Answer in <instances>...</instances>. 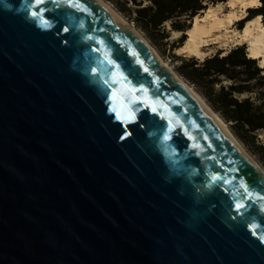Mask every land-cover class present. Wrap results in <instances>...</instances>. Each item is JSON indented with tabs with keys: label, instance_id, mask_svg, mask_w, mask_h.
<instances>
[{
	"label": "water",
	"instance_id": "95a60500",
	"mask_svg": "<svg viewBox=\"0 0 264 264\" xmlns=\"http://www.w3.org/2000/svg\"><path fill=\"white\" fill-rule=\"evenodd\" d=\"M0 264H264V172L101 0H0Z\"/></svg>",
	"mask_w": 264,
	"mask_h": 264
},
{
	"label": "trees",
	"instance_id": "16d2710c",
	"mask_svg": "<svg viewBox=\"0 0 264 264\" xmlns=\"http://www.w3.org/2000/svg\"><path fill=\"white\" fill-rule=\"evenodd\" d=\"M111 1L151 39L159 41L170 37L166 22L171 23L172 30L187 31L191 26L188 21L209 3L227 0ZM260 1L261 6L249 8V15L243 21L262 15L264 22V0ZM246 47L238 45L227 53L221 49L203 60L181 57L179 71L199 88L234 133L247 146L258 150L264 160V144L258 143L257 134L264 130V67L248 55Z\"/></svg>",
	"mask_w": 264,
	"mask_h": 264
},
{
	"label": "bare ground",
	"instance_id": "6f19581e",
	"mask_svg": "<svg viewBox=\"0 0 264 264\" xmlns=\"http://www.w3.org/2000/svg\"><path fill=\"white\" fill-rule=\"evenodd\" d=\"M101 1L113 10L123 21H125L129 28L141 36L159 55L155 47L137 27L129 22L110 3L105 0ZM261 4L260 0H227L225 2L209 3L206 9H203L201 13L193 18L191 26L186 31L188 34L184 43L177 48L178 54L195 56L203 60L210 55V47L208 48L209 51H207V49H204L205 46L216 44V46L219 47V50L223 49L224 53H227L232 48V45L238 46L245 44L247 46L248 55L252 58L258 59L259 66L264 67V22L262 15H257L251 19H247L241 29L234 28V24L236 22L247 18L249 15V8L259 7ZM166 24H170V22H166ZM172 32L175 38L180 37L183 34V31L181 30H173ZM159 57L161 58L163 64L170 68L176 77L192 89L194 93L213 111L239 145L264 172V167L252 154L247 151L244 145L231 131L229 124L224 120V118L217 111H215L211 105L208 104V102L205 101V99L187 80L178 75V73L163 57L160 55Z\"/></svg>",
	"mask_w": 264,
	"mask_h": 264
},
{
	"label": "rangeland",
	"instance_id": "374dc122",
	"mask_svg": "<svg viewBox=\"0 0 264 264\" xmlns=\"http://www.w3.org/2000/svg\"><path fill=\"white\" fill-rule=\"evenodd\" d=\"M108 3H110L118 12H120L129 22H131L135 27H137L142 33L143 35L149 40V42L155 47V49L157 50V52L159 53V55L161 57H163L171 66L172 68L178 73V75H180L182 78H184L185 80H187L193 87L194 89L205 99L206 102H208V100L206 99V97L202 94V92L199 90V88L193 84L190 80H188L185 76H183L181 74V72L179 71V66L181 64V57H191V56H186V55H178L177 52V48H179L185 41L186 38L183 39L184 35H181L180 37L175 38L173 36V30L171 29V23L170 24H166L167 30L170 33V37L168 39L165 40H159V41H154L153 39H151L141 28H139L130 17H128L125 13H123L111 0H105ZM253 8V7H251ZM249 13V10H248ZM244 20V19H243ZM239 21L236 22L234 24V28H238L241 29V26L244 25L245 21ZM192 20L188 21V24L191 22ZM168 40V41H167ZM168 42V43H166ZM215 45V46H213ZM211 46H205L204 49H207V51H209V47H210V55H214L219 51V47L216 46V44H213ZM237 46V45H236ZM235 47L232 45V48ZM218 48V49H217ZM212 50V51H211ZM221 50V49H220ZM213 52V53H212ZM209 104V102H208ZM210 105V104H209ZM212 107V106H211ZM213 108V107H212ZM214 109V108H213ZM215 110V109H214ZM216 111V110H215ZM225 120V119H224ZM226 121V120H225ZM227 122V121H226ZM228 123V122H227ZM229 124V123H228ZM229 127L231 129V131L234 133L231 125L229 124ZM258 134V143H262L264 144V130H259L257 132ZM234 135L239 139V141L244 145V147L247 149V151L252 154L257 161L264 167V160L262 158V155L259 153L258 150H254L252 148H250L249 146H247L245 144V142H243L235 133Z\"/></svg>",
	"mask_w": 264,
	"mask_h": 264
},
{
	"label": "snow or ice",
	"instance_id": "6c2138e0",
	"mask_svg": "<svg viewBox=\"0 0 264 264\" xmlns=\"http://www.w3.org/2000/svg\"><path fill=\"white\" fill-rule=\"evenodd\" d=\"M41 2H43V0H37V4H39V3H41ZM53 2H55V0H53ZM70 6H71V7H74V8H77V9H79V10H86V9H83L82 6H81L79 3H72V4H70ZM42 12H43V9H41V13H42ZM32 15L35 17V16H37L38 14H37L36 12H33ZM45 23H47V22H45ZM81 27H83L82 24H81ZM64 30H65V31H68L67 28H65ZM120 75L122 76V74H120ZM125 79H126V78H125ZM113 111H116V108H115V107L113 108ZM117 118H118V119H119V118H122L120 112H117ZM237 207L240 208V207H243V206H242V205H237Z\"/></svg>",
	"mask_w": 264,
	"mask_h": 264
}]
</instances>
